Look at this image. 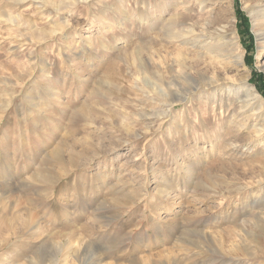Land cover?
Returning a JSON list of instances; mask_svg holds the SVG:
<instances>
[{
	"label": "rangeland",
	"instance_id": "obj_1",
	"mask_svg": "<svg viewBox=\"0 0 264 264\" xmlns=\"http://www.w3.org/2000/svg\"><path fill=\"white\" fill-rule=\"evenodd\" d=\"M183 1L0 0V264H264L260 0Z\"/></svg>",
	"mask_w": 264,
	"mask_h": 264
},
{
	"label": "bare ground",
	"instance_id": "obj_2",
	"mask_svg": "<svg viewBox=\"0 0 264 264\" xmlns=\"http://www.w3.org/2000/svg\"><path fill=\"white\" fill-rule=\"evenodd\" d=\"M175 1H177V0H175ZM178 1H181V2H173V3H171L173 5L170 4L171 8H173V11L169 15V18H168L169 23L178 22V20H179L178 17L181 16V13H176V11H179L182 8L183 9H186V8L188 9L189 7H191V5H189L187 7L184 6V4L186 2H184L183 0H178ZM194 1L198 5V11L199 12L201 11L202 14H204V17H203L204 19L202 18V20L200 21V23H201L200 33L199 34H194L193 31L196 30L195 29V26H194V24L193 25L190 24L189 25V28L186 30V32L182 36L183 39H182L181 42L182 43L189 42L192 45H194V44H198V43H201L203 41L209 40L206 43H210V42H215V43L216 42H219L220 43L221 40L223 41V38L225 37V33H227V34H230L231 35L230 36V40H232V43L234 44L235 48H237L238 47V42H237V39H236V36H235V31L233 30V27L231 26L232 25L231 24V17L230 16L224 17L223 18V24L222 25H218V26H213V24H212V23H214L213 22V19H210L211 18L210 15H212L213 6H214L215 3H218L217 2L218 0H194ZM221 1H223V0H221ZM178 3H182L183 7L182 6H178ZM259 5H260V8H259V10H258L257 13H258L260 19L262 20L261 21L262 24L264 25V2H263V0H260V4ZM178 7H180V9H178ZM222 8H224L223 10L228 11L229 10V1L226 2V6L225 7H222ZM165 9H167V5L165 6ZM218 11L221 12L220 9ZM263 29H264V27H263ZM219 43H217L218 46L220 45ZM262 48L264 49V45L262 46ZM262 52H264V50H262L261 53ZM237 59L241 61V59H242L241 53H237ZM173 84L171 82L168 83V89L171 92H172L171 88H172V85ZM210 84H215V81L214 80H211L208 83V85H210ZM165 90H164V92H165ZM244 91H246L245 94H244V96H247V97L248 96H255L257 99L259 98V99L262 100V98L260 97L261 95H259L257 93V91H255L252 86H249L248 89L245 88ZM214 97H216V96L214 95ZM173 98L174 97H171V96H170L169 99H166V97H164L163 100L167 104H171V102H173V100H174ZM248 104H250L248 102V100H243L242 106H248Z\"/></svg>",
	"mask_w": 264,
	"mask_h": 264
},
{
	"label": "trees",
	"instance_id": "obj_3",
	"mask_svg": "<svg viewBox=\"0 0 264 264\" xmlns=\"http://www.w3.org/2000/svg\"><path fill=\"white\" fill-rule=\"evenodd\" d=\"M264 93V92H263Z\"/></svg>",
	"mask_w": 264,
	"mask_h": 264
}]
</instances>
